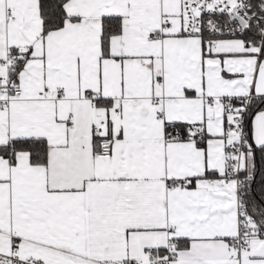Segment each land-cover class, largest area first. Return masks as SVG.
Segmentation results:
<instances>
[{
  "label": "snow or ice",
  "instance_id": "snow-or-ice-1",
  "mask_svg": "<svg viewBox=\"0 0 264 264\" xmlns=\"http://www.w3.org/2000/svg\"><path fill=\"white\" fill-rule=\"evenodd\" d=\"M0 264H264V0H0Z\"/></svg>",
  "mask_w": 264,
  "mask_h": 264
}]
</instances>
